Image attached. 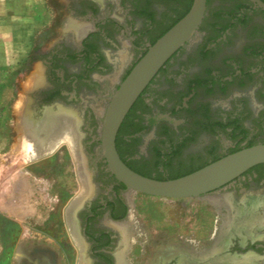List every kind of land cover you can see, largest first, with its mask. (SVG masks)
Here are the masks:
<instances>
[{
  "label": "rangeland",
  "instance_id": "374dc122",
  "mask_svg": "<svg viewBox=\"0 0 264 264\" xmlns=\"http://www.w3.org/2000/svg\"><path fill=\"white\" fill-rule=\"evenodd\" d=\"M36 2L40 21L26 59L16 70L0 73V83L4 86L0 89V264H21L24 252L27 258L37 257L38 264H44L41 251L55 255L57 264H86L74 213L82 201L94 204L110 195L111 180L105 162L96 153L97 144L92 136L96 134L104 109V93L120 79L121 71L106 75L111 85L103 78L105 73H94L102 78L103 93L79 82V99L67 104L69 112L61 108L50 112L51 108L47 107L38 123L41 133L33 145L24 137L29 121L38 112L29 102L32 92L45 82L42 60L36 53L44 58L57 45L64 50L74 48L73 35L64 27L69 18L65 12L67 3L64 0ZM248 4V0H207L205 15L192 39L171 58L133 107L119 146L125 161L144 175L166 178L196 167L201 159L208 157L210 146L221 141L227 143V132L211 127L210 121L233 114L238 106L243 107L241 123L249 135L255 141L264 140V110L258 113L264 109V13L249 10ZM183 6L182 0H151L153 21L148 16L133 14L135 28L126 23V31L137 45H143ZM124 15V10L114 13L122 21ZM85 30L77 31L78 35ZM119 38L118 49L101 40L97 43L109 58L122 59L126 66L136 51L127 35L119 34ZM207 48L212 50L205 53ZM33 49L35 53L31 55ZM63 67L69 75L80 72L81 65L78 61L66 60ZM237 68L250 74L231 77ZM229 77L231 80L222 85ZM192 83H195V93L191 111L169 114L189 93ZM60 112L76 121L70 129L72 133L67 126L44 122L47 115L59 121L56 117ZM158 115H168L171 119L158 127L154 119ZM23 116L28 123L22 125ZM172 146L175 153L168 156ZM32 153L46 156L33 160ZM255 186L248 183L246 190L236 188V196H244L245 191H253ZM125 196L129 204L127 221L119 224L128 233V247L124 252L127 264H153L159 251L174 247L179 250V246L190 242L196 253L211 241L210 247L197 258L211 257L215 264V258L231 256L224 253L231 234L243 238L252 235V230L264 227L257 222L250 225L243 222L239 229L227 232L225 247L202 257L224 231L228 215L237 214L241 220L251 215L257 220L263 218L264 198L252 197L242 204L245 208L253 200L260 202L251 209L253 212L248 213L249 206L240 216V206L229 195L210 196V202L205 196L174 199L129 190ZM123 239L122 235V244ZM249 254L256 264L257 255ZM258 264H264V256Z\"/></svg>",
  "mask_w": 264,
  "mask_h": 264
},
{
  "label": "flooded vegetation",
  "instance_id": "af4514ba",
  "mask_svg": "<svg viewBox=\"0 0 264 264\" xmlns=\"http://www.w3.org/2000/svg\"><path fill=\"white\" fill-rule=\"evenodd\" d=\"M248 1L249 4L246 7L249 10H259L264 13V10L256 3L251 0ZM261 1L264 2V0ZM64 2L67 3L65 12L69 16L64 27L66 31L73 35V38L71 39L74 48L72 50H64L62 46L57 45L54 50L44 58L41 53H36V56L42 60L45 82L42 86L36 88L34 92H32V98L29 105L38 111L33 118H36L37 115L41 114L43 109H46L47 107L53 108V111L61 108L66 111L68 110L69 112L70 109L67 104L74 103L79 99L77 93L79 82L103 93L105 88L102 87L100 82L102 78H98L94 73H105V77L103 78L108 85H111V81L106 75H108L109 72L113 73L119 70L121 71L120 79L113 87L109 86L108 91L104 93L105 107L113 90L117 87L118 83L122 80L126 72L134 65L137 59L141 57L151 42L150 40L143 45H137L135 38L128 34L125 26L126 23H128L131 29L135 28L131 18L133 14L148 16L150 21H153V16L151 14L152 11L149 8L151 0H64ZM121 10H124L125 13L123 21L114 16V13H119ZM150 14L152 17L149 16ZM84 28H86L85 33L78 35V32ZM119 34L122 36L127 35L131 41L133 49L136 51V55L126 66L123 65L124 60L122 59H118L114 56L109 58L106 51L103 48H100L97 43V40H101L111 48L118 49L121 42ZM188 43L189 42L185 45ZM179 50L173 56H175ZM209 50L212 49L207 48L205 53L209 52ZM33 52L34 49L32 50L31 55H34L35 52ZM258 55L262 57V53H259ZM66 60L80 62V72H73L72 74L66 75L63 67V63ZM170 60H168L165 65ZM165 65L159 72L162 71ZM248 74L250 73H246L243 69L237 68L232 73L231 77L239 76L242 78ZM231 77L222 81L221 84L223 85V82H229ZM192 85L189 93L186 96H183L179 103L174 105L169 114L191 111L190 104L193 93H195V83H192ZM144 92L145 90L143 93ZM143 93L141 94V97ZM261 110L264 109H259L258 113ZM165 115H158L154 118L156 126L159 127L161 123L171 119L170 116ZM243 115V107L238 106L233 114L223 116L220 120L210 121L208 119V121L212 123L211 127H218L227 132V143L225 144L221 141L220 143H215L216 145L210 146L207 151L208 157L203 160L201 159L197 163V166H204L243 147L257 143H264V140L255 141L253 140L254 138L249 135L247 128L241 123ZM92 120H97V116H92ZM101 120L102 117L100 116L99 125L95 131V136H92V140L97 144L96 153L99 158L104 161L98 150ZM172 121L176 120L174 119ZM165 131H168V128H165ZM174 153L175 147L172 146L167 154L168 156H171V154ZM159 154L161 155L163 153L159 151ZM105 170L111 180V183L109 184V197L105 199L101 198L94 204L91 201L85 202L84 204H81L77 208L76 213H74V222L76 224L78 236L82 241L81 249L86 256V264H117L118 257L121 254L122 256L120 257L124 260V252L128 247L122 244V234L117 228L119 223L127 221L126 215L129 208L125 196L127 190L109 173L106 164ZM248 183H254L256 185L255 189L250 192L245 191V195L242 197L236 196V188L240 187L239 191L242 189L246 190ZM217 195H229L234 203L239 206H242L245 202L247 203L252 197L264 198V163L253 166L218 191L208 193L205 195V198L208 200V197ZM218 210L225 212L223 208ZM223 214L224 213H222L221 216ZM211 242L208 246L201 248L196 253L192 251L191 242L189 244L184 243V246H179V250L177 247L164 249L163 251L158 252L156 261L153 264H212L211 257L200 260L197 258L203 254H201V252L205 248L210 247ZM167 250H173L174 253L169 257H164V251ZM224 253L235 257L250 255L249 253H252L257 255L255 262L258 264L264 256V227L252 230V235H247L243 238L236 233L231 234ZM251 257L253 258V256ZM25 261L29 264L39 263L37 257H31V255H29ZM55 264H57V262Z\"/></svg>",
  "mask_w": 264,
  "mask_h": 264
},
{
  "label": "water",
  "instance_id": "95a60500",
  "mask_svg": "<svg viewBox=\"0 0 264 264\" xmlns=\"http://www.w3.org/2000/svg\"><path fill=\"white\" fill-rule=\"evenodd\" d=\"M251 1L264 10L263 1ZM206 3L207 0H192L188 11L150 44L134 63L102 111L98 150L109 173L126 190L165 198L192 199L216 192L248 169L264 163V143H257L226 154L183 176L160 180L129 168L116 150V135L125 116L165 63L192 39L205 15ZM44 109L36 118H31L24 134L33 145L41 133L38 122L44 117ZM49 111L53 112V108ZM27 123L23 116L22 125ZM44 156L32 153L33 160Z\"/></svg>",
  "mask_w": 264,
  "mask_h": 264
},
{
  "label": "crops",
  "instance_id": "0c3cea01",
  "mask_svg": "<svg viewBox=\"0 0 264 264\" xmlns=\"http://www.w3.org/2000/svg\"><path fill=\"white\" fill-rule=\"evenodd\" d=\"M36 8V0H0V73L16 70L26 59L40 21Z\"/></svg>",
  "mask_w": 264,
  "mask_h": 264
},
{
  "label": "bare ground",
  "instance_id": "6f19581e",
  "mask_svg": "<svg viewBox=\"0 0 264 264\" xmlns=\"http://www.w3.org/2000/svg\"><path fill=\"white\" fill-rule=\"evenodd\" d=\"M45 110V109H44ZM60 115H58V117L56 118H59V121H57L55 118H52V116H46L43 120L44 122H51V123H57L59 125H64V126H67L68 128V131L70 133L71 132V128L73 126V124L76 122L75 120H73L71 117H69V115L67 113H62L60 112L59 113ZM39 123V122H38ZM43 123V122H42ZM41 123V124H42ZM51 129V128H50ZM53 130V129H52ZM49 131V130H48ZM60 131V130H59ZM68 132V133H69ZM53 135H51L52 137ZM44 137V136H43ZM49 139V138H48ZM48 143V142H47ZM130 191V190H129ZM254 198V197H253ZM227 202L230 200V199H226ZM263 202V201H262ZM258 203H260L258 200H253L249 203L248 207L250 206L251 208L249 209L250 212H253L251 211V209H254L257 207ZM83 204V201L80 203V205ZM234 204V203H233ZM229 206H232L231 203H228ZM248 207L247 205H245V208L240 206L238 207V213H240L239 215L241 216L242 214H245L247 211H248ZM225 222H226V227L224 229V231L222 232V234L216 239V242L214 243L212 249L205 253L202 257H205L211 253H214V252H217L219 250H221L223 247H225L226 245V239H227V235L232 228H235V229H239L241 223L245 222V223H248L249 225L250 224H253V223H258L259 226H262L264 225V217L261 218V219H258L257 218H254V216L251 215V217L249 216H246V218L244 219H240L238 218V215H228L225 219ZM117 228L120 230V232L122 233L123 237H124V244L126 246V239H127V229L125 226L123 225H117ZM231 232V231H230ZM242 235V234H241ZM174 253V251H167L165 252V257H169L170 255H172ZM24 255L21 257V264H27V262L25 261V259L27 258L26 257V254L27 252H24L23 253ZM40 254H42L43 258H44V264H55L56 263V257L55 255L53 256L52 254L50 253H47L45 251H41ZM218 254V253H217ZM120 255V254H119ZM33 256V254H32ZM122 256V254L120 255ZM118 257V261H117V264H127L125 263V261L121 258V257ZM213 256V255H212ZM40 263V262H39ZM214 263L215 264H253V258L250 256V255H245L243 257H235V256H224V257H217L214 259Z\"/></svg>",
  "mask_w": 264,
  "mask_h": 264
},
{
  "label": "trees",
  "instance_id": "16d2710c",
  "mask_svg": "<svg viewBox=\"0 0 264 264\" xmlns=\"http://www.w3.org/2000/svg\"><path fill=\"white\" fill-rule=\"evenodd\" d=\"M174 1H178V0H174ZM183 1V8L180 10V11H178L177 12V14L170 20V22L169 23H167L163 28H161V30L151 39V42H150V44H153L154 43V41L158 38V37H160L166 30H168L175 22H177L187 11H188V9H189V7H190V5H191V3H192V0H182ZM152 14V13H151ZM151 14L149 15L150 17H152L153 16V14H152V16H151ZM145 52V51H144ZM144 52H143V54H144ZM142 54V55H143ZM138 60V59H137ZM131 69V68H130ZM129 69V70H130ZM129 70L126 72V74L124 75V77L127 75V73L129 72ZM123 77V78H124ZM122 78V79H123ZM141 97V96H140ZM138 98L137 100H136V102L133 104V106L131 107V109L129 110V112L127 113V115L125 116V118H124V120H123V122L121 123V125H120V128H119V130H118V133H117V135H116V139H115V145H116V150H117V152H118V154H119V156H120V158L122 159V161L129 167V168H131L132 170H134V171H136V172H138L139 174H142V175H144L143 173H141L138 169H136L135 167H133L129 162H126L125 161V159H124V157H123V155H122V153H121V151H120V146H119V141H121V139H122V135H123V130H124V128H125V126H126V123H127V121H128V118H129V115H130V113H131V111H132V109H133V107L138 103V101L141 99V98ZM203 165H200V166H196V167H193V168H191V169H189V170H187V171H184V172H180V173H177V174H175V175H172V176H168V177H166V178H157V179H160V180H164V179H173V178H177V177H180V176H183V175H185V174H188V173H190V172H192V171H194V170H196V169H198V168H200V167H202ZM144 176H147V175H144ZM147 177H149V176H147Z\"/></svg>",
  "mask_w": 264,
  "mask_h": 264
}]
</instances>
